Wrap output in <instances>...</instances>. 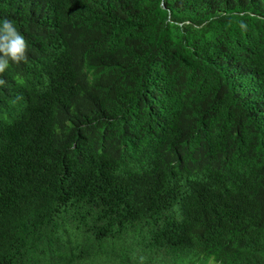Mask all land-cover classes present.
Here are the masks:
<instances>
[{"label": "trees", "instance_id": "trees-1", "mask_svg": "<svg viewBox=\"0 0 264 264\" xmlns=\"http://www.w3.org/2000/svg\"><path fill=\"white\" fill-rule=\"evenodd\" d=\"M0 264H264V0H0Z\"/></svg>", "mask_w": 264, "mask_h": 264}, {"label": "clouds", "instance_id": "clouds-1", "mask_svg": "<svg viewBox=\"0 0 264 264\" xmlns=\"http://www.w3.org/2000/svg\"><path fill=\"white\" fill-rule=\"evenodd\" d=\"M28 43L13 24L4 20L0 27V73H4L9 63L19 65L27 62ZM4 81L0 79V86Z\"/></svg>", "mask_w": 264, "mask_h": 264}]
</instances>
